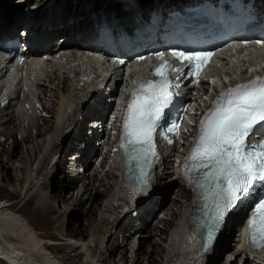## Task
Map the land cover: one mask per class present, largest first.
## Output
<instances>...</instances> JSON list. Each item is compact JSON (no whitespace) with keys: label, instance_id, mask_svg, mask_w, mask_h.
<instances>
[{"label":"bare ground","instance_id":"bare-ground-1","mask_svg":"<svg viewBox=\"0 0 264 264\" xmlns=\"http://www.w3.org/2000/svg\"><path fill=\"white\" fill-rule=\"evenodd\" d=\"M12 1H18V5L23 6L24 14L21 13V8L9 9V5H4L0 0V39L8 34L21 35L20 32H28L27 42L33 43L35 48L43 47L40 50L47 55L50 62H42V59L32 57L24 60L16 69L10 66V77L14 81L18 78L16 84H12V81L9 84L6 77L8 69H3V74L0 71V93L4 92V84L8 90L4 97H0V129L3 132V138L0 139V154L3 158L0 160L8 163L13 155L23 157L19 152L23 141L36 142V147L33 148H39L40 152L43 144L38 143L37 136L45 138L54 131L57 134L56 139L52 140L50 153H44L41 157L34 153L29 164L35 165L36 173L33 177L27 174L26 164L18 167L19 173L7 171L5 165H0V264H115L111 252L113 249L109 245L111 232L115 228H121V241L126 239L128 242V248H119L120 258L126 261L124 264H137L141 254L148 255L150 264H155L156 254L163 257L164 264H234L237 256L243 264H255V260L264 264V257L259 256L261 252L253 250L246 255L242 235L232 234L237 231L232 222L224 227L225 230L222 229L223 232L216 242L206 250L193 241L184 224L176 225L193 194L181 178L179 194L175 193L167 202L161 200L165 194L164 188L175 183L168 179L170 162L167 157H163L162 169L155 176L154 183L143 187L146 191L144 195L138 189L129 190L136 196L134 205L124 197L128 194L125 190L127 185H122L116 178L115 170L119 168L120 156L118 147L112 150L107 163L108 167L114 169L113 182L103 183L96 174H86L87 178L83 180L85 174L80 170L94 151L91 143L98 136V132L93 126L97 119H104L107 115L106 111L103 112L108 104L105 98L115 93L113 86L117 82L118 73L114 72L119 69L116 61L112 62V67L106 66L103 63L104 56L100 53L98 56L86 53L88 50H98L93 44L98 37V28L107 25L114 32L131 30L138 23L136 18L148 17L152 8L161 4H184L190 0H49L48 3L36 5L29 3L30 0ZM254 1L259 12H264V0ZM55 40H64L61 47L63 56L50 50ZM65 48L72 49L70 55L66 54ZM262 61L261 64H264V60ZM130 69L124 72L128 83L145 76L146 67L142 63ZM15 70L22 75L28 73L25 75L27 80L23 83L27 89L19 86L21 75H16ZM42 70L45 73H41ZM122 72L120 70L119 75ZM61 73L64 74L63 77L58 75ZM46 80L49 82L48 87ZM220 85V81L209 86L202 83L195 95L193 93L199 100L195 103L198 112L210 105ZM38 88L43 94L37 96L47 112L35 123L37 131L33 134L26 119L23 122L16 119L13 108L16 104H19L16 107L17 112L26 107L32 108L34 98L30 99V93L35 96ZM55 116L59 124L57 120L51 119ZM88 123L92 124L91 127H87ZM164 146L169 148L165 144ZM183 146L182 142L180 147ZM30 150L27 148L29 160L32 155ZM176 152L180 153V150L177 149ZM175 156L178 157L179 154ZM65 158L67 162L64 161ZM42 169L44 172L40 177ZM58 171V180L53 183V176ZM77 182L79 184L75 189ZM53 184L56 185V192L49 191ZM56 199H60L63 205L56 206ZM103 203L110 209L116 207L118 210L112 216H100L99 220V209ZM154 207L160 209L164 215H173L175 222L164 220L163 217L145 218V215L153 212ZM75 210L82 213L83 221L75 222L73 218L79 215ZM66 212L69 213L66 215ZM133 213L144 222L138 228L131 226V220L127 221ZM98 221L100 228L97 230ZM159 222H163L164 230L159 229ZM107 226L110 227L108 245L98 247L99 240H94L93 243L87 241L93 234L99 238L104 236ZM141 228L144 232H137L138 246L132 258L135 239H130L131 233ZM227 233L232 235L228 240ZM155 234L160 235L164 242L154 239ZM167 244L168 248H165ZM241 253L246 257L239 256ZM233 255L234 258H231Z\"/></svg>","mask_w":264,"mask_h":264},{"label":"snow or ice","instance_id":"snow-or-ice-1","mask_svg":"<svg viewBox=\"0 0 264 264\" xmlns=\"http://www.w3.org/2000/svg\"><path fill=\"white\" fill-rule=\"evenodd\" d=\"M172 55L186 61L191 71L185 73L167 62L156 66L152 75L158 79L144 81L132 93L123 121L121 148L129 171L135 162L137 183L142 187H147L148 169L158 158L155 136L165 127L161 122L178 95L171 89L180 87L182 76L198 75L213 53L174 51ZM170 72L178 73L176 83L169 79ZM166 127L175 132L178 122ZM257 137L260 142L252 143ZM168 143L174 142L168 139ZM183 168L188 184L196 189L197 200L204 203L205 219L197 227L205 233V248L231 211L245 201H249L251 243L264 246V195L253 199L252 191L257 181L264 182V78L256 77L219 93L199 122Z\"/></svg>","mask_w":264,"mask_h":264},{"label":"rangeland","instance_id":"rangeland-1","mask_svg":"<svg viewBox=\"0 0 264 264\" xmlns=\"http://www.w3.org/2000/svg\"><path fill=\"white\" fill-rule=\"evenodd\" d=\"M48 1L49 0H30L29 3H34V5H36V4L48 3ZM2 3L4 5L7 3V6L9 5L8 6L9 9H12V8H16V9L21 8V13L24 14V12H22L23 6L20 7L18 5V1L2 0ZM58 75L61 76V77H63L64 74L61 73V74H58ZM53 76H55V75L53 74ZM55 82H57V80ZM45 84L47 85V87L49 86V82L47 80H46V83ZM35 91H36V93L40 94V96L43 94V93H41V91H40L39 88L36 89ZM113 96H114V94L111 97L105 98V100L107 99L106 103H109L110 104V99ZM51 102L54 103L53 100H51ZM19 103H21V102H19ZM18 105L19 104H16V106L13 108L14 109V112H15L14 114L16 115V119L18 118V120H20V122H23V120L26 119L29 122L30 126H31V128H30L31 129L30 130L31 133L34 134L37 131V128L35 127V123L37 122V120L41 119L42 116L45 115V113L47 111L43 109V107L41 105V101L39 100L38 96H36V98H34V104H33L32 108H29L28 107V109H27V107H26L23 110H18V112H17L16 111V107ZM113 106H114V104L112 105V107L109 108V110H108L107 113H109L111 110H113V115H114V109H113L114 107ZM108 115L105 116L104 119H101V120L100 119H97V121L94 123V126L93 127H95V130L98 132V136L94 139L93 143H91V145L93 144V148H94L93 150L94 151H95L96 148H100V142L99 141H100V138H101V134H103V135L104 134L105 135L107 134L108 136H106V137H108V139H114V137L116 135V129L115 128L117 126V123L113 119L112 121L114 122V125H112L111 124V122H112L111 121V118L113 117L112 116V113H111L110 116H108ZM97 117H99V116H97ZM97 117H95V120H96ZM51 119L52 120L53 119L54 120H57V117L55 116V117H53ZM56 122L59 124V120H57ZM88 124L89 125L87 127H91L92 124H90V123H88ZM102 124H105V125L102 126ZM2 134H3L2 129H0V137H1L0 139L1 140L3 138ZM56 134H57L56 131H54V132L46 135L45 138L44 137H41V136H37L38 143L43 144L42 149H41L40 152H39V148H36V150H34V148H33V146L36 147V142H34V141L33 142H24L23 141L22 142V145H23L22 146V149L19 150L20 154L21 153L23 154V157L18 158V157H15L13 155V156H11V161H13V162L10 161L8 163H5V162H3V161L0 160V165H5V170H7V171H12L13 170L15 173H19L18 172V167L21 166V165H23V164H26L27 165V174L28 175L30 174L31 177H33L35 175V173H36L35 165L32 164L31 166H29V164H30L31 160H33V158H34V153H35V155L37 157H41L44 153L45 154L50 153L51 148H52V140L53 139H56ZM83 134H84V132H83ZM44 139H45V141H44ZM83 141H85V140L83 139ZM98 142H99V145H98ZM27 148L31 149L30 151H31V154L32 155H31L30 160H29V156H28V153H27ZM11 150H12V148H11ZM90 155L87 158V160L84 163V165H82L80 167L81 172H84L83 174H85L83 180H85L87 178L86 174L88 176H90L92 174H96L98 176V178L103 183L109 184V183L113 182L115 180L114 176H112L113 175L112 172H114L113 167H111V166L108 167L106 161H101V163H97V162L93 161L94 160L95 153H92L91 156ZM57 157H58V155L53 158V161ZM65 157H66V153H65ZM0 158H3V156L1 154H0ZM99 159L100 158H98L97 160H99ZM37 160H39V159H37ZM37 160H36V162H37ZM64 161H66V158H65ZM6 166H7V168H6ZM3 172H4V170L1 171V174ZM43 172H44V170L42 169V172L39 174L40 177L42 176V173ZM58 174H59V171L58 172H55V177L53 176V179H52L53 180V183H54V181L56 183V181L58 180V178H57L58 177ZM167 174L169 176L168 179L173 180L175 183L172 184V185H170L167 188H164V193L165 194H163L161 200L162 201L164 200L165 202H167L168 201V198L170 199L172 197V195H174L175 193L179 194V189H180V186L182 185L181 180L180 181L175 180V175L172 172H167ZM113 178H114V180H113ZM29 180H30V178L28 179V182H29ZM78 184L79 183L77 182L76 185H75V189L78 187ZM36 187H37V183H36ZM49 191L56 192L57 191L56 190V185L55 186H54V184L51 185L49 187ZM22 193H23V191H22ZM54 201H55L56 206H59V205L62 206L63 205V202L60 201V199H56ZM176 209H178V208L176 207ZM99 210H100V212H99V217L98 218L100 220V216H105L106 214H110L112 216V215H114L117 212L118 209L116 207L114 209L113 208L110 209L107 206H105V204L103 203L102 207ZM75 211H77V213L79 212V215L76 218H73L75 220V222L78 223V222L83 221L82 213L80 214V211H78V210H75ZM68 213L69 212H66V215ZM130 213H132V212H130ZM136 216L137 215L135 213H133L128 218V220H127V221H130L131 220L130 221L131 222V226L133 225L134 228H136V227L138 228L139 227V224L144 223L142 219H137ZM149 217L150 218L151 217L152 218L163 217L164 220H167V221H171L172 220V221H174V216L173 215L172 216L169 215V214L168 215H164L160 211V209H158L156 207H154L152 213H148L147 215H145V218H149ZM159 224H160V228L159 229L164 230L165 229L164 228L165 226H164L163 222H161V223L159 222ZM96 226H98V227H96V229L98 230L100 228V221L96 222ZM105 229L107 230V232H106V234L104 236H102V237L99 238V237H97V235H94L93 234L91 236V238H88L87 241H89V242L92 241V243H93L94 240H97V241L99 240L98 241L99 242L98 247L105 246L106 244L108 245V241L110 239V235H109L110 234V232H109L110 227L107 226ZM120 230H121V228L120 229H118V228L116 229L115 228L114 230H112V232H111V237L112 238H111L110 243H109V245L111 246V249H113L111 252L113 253L115 264H124V262H126L125 260H122V258H120V254L121 253H119L120 252L119 251V248L121 246H124V247H127L128 248V242H126V239L124 241H121V238L123 239V237H121V235H120V232H121ZM137 232L138 233L144 232V229L141 228V230H139V231H133L132 233L130 232L131 233L130 239H132V238L135 239V243H134V245H132V251H131L132 258L134 257V255L136 253L135 250H136V248L138 246V233ZM232 234H238V233H237V231H235ZM230 236H232V235H230V233H227V239L226 240H228V238ZM118 238H119V240H117ZM130 239H128V241ZM154 239H156L158 242H161V243L164 242V239L160 235H158V234L157 235L156 234L154 235ZM165 248H168V244L165 245ZM227 248H229V247H227ZM227 248H225V249H227ZM239 256H242V253ZM166 258H168V256ZM231 258H234V255ZM162 261H163V257L160 256V255H158V254H156L155 264H164V261L163 262ZM216 262H218V261H216ZM254 262H256L255 264H259V263L260 264H263L259 260H255ZM236 263L237 264H243L242 261H239V257L238 256L236 258H234V264H236ZM137 264H150V263H148V255L142 256V254H141L139 256V260H138Z\"/></svg>","mask_w":264,"mask_h":264}]
</instances>
